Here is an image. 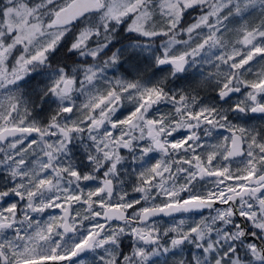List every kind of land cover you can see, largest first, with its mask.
<instances>
[{"label": "snow or ice", "instance_id": "6c2138e0", "mask_svg": "<svg viewBox=\"0 0 264 264\" xmlns=\"http://www.w3.org/2000/svg\"><path fill=\"white\" fill-rule=\"evenodd\" d=\"M100 12L111 27L144 36L165 35L145 30L158 17L172 29L188 24L200 41L190 55L210 54L215 99L232 114L171 94L162 111L161 90L120 82L88 95L85 81L57 72L45 87L63 102L61 115L40 119L44 110L30 107L25 89L34 91L41 74L30 69L67 39L69 25ZM88 37L81 33L73 47ZM188 55L161 62L183 70ZM83 71L98 81L94 66ZM78 86L87 97L83 123L72 122L76 106L66 99ZM130 89L140 92L138 103L116 111ZM85 131L96 162L77 166L71 141ZM133 153L134 170L124 162ZM233 216L264 237L256 223L264 219V0H0V264H208L206 254L229 264L218 255L238 247L212 249L221 232L235 235ZM248 231L246 258L264 264V238L257 243Z\"/></svg>", "mask_w": 264, "mask_h": 264}, {"label": "clouds", "instance_id": "9594fccd", "mask_svg": "<svg viewBox=\"0 0 264 264\" xmlns=\"http://www.w3.org/2000/svg\"><path fill=\"white\" fill-rule=\"evenodd\" d=\"M168 24L167 19L158 17L151 20L145 27V30L149 32L165 33L162 37L144 36L140 32L129 30L127 25L123 28L120 24L111 27L110 22L104 18L103 12L98 13L95 17L89 16L75 27L69 25L64 33L67 39L61 38L56 46L48 52L45 61L30 69L33 73L41 74L32 81L34 91L25 89L31 101L30 107L35 105L37 112L44 110L39 117L40 119L61 115L63 102L55 95L49 96V88L45 87V84L51 83L50 77H53L55 73L62 72L63 74L71 73L73 79L78 77L79 80L85 81L83 87L88 95L99 94L97 89L106 92L107 89L103 85H108L110 88L120 82L125 87L128 84L136 85L140 91L145 87H155L161 90L164 93V98L155 107L162 111H166L170 106L169 94H171L195 96L197 101L215 104L220 115L232 114V108L224 102L223 98L219 102L215 99L218 77L212 75L209 79V74L216 72V69L212 67L214 60L205 59L206 55L210 54L202 53L199 57L190 55L200 42L197 39V33H193L190 38L187 33L188 24L183 26L178 24L175 29L167 27ZM85 31L89 33L88 42L86 44L81 43L74 48L73 44ZM70 33L71 35H69ZM51 38L52 34L50 33L39 40L36 46H43ZM185 53L189 55L187 56L188 63L185 64L183 70H178L170 62H161L170 60L172 56ZM90 65L94 66V70L99 73L98 81L89 82L87 80V75L83 69ZM41 80L44 83H40ZM139 95L140 92L135 89L122 93L116 111L133 107L138 103ZM45 98L48 99L47 104H45ZM66 99L68 103L76 106V113L72 117V122L83 123L88 113L82 109L81 105L87 97L81 95L80 87H77L73 96ZM171 114L174 115L175 113L172 112ZM96 131L103 136L101 130L97 129ZM123 131L126 132L127 129ZM71 143L74 147L69 150V154L74 165H91L96 162L89 159V154L86 151V146L90 143L87 131L82 135L77 133L76 138ZM134 155L133 153L131 156H126L124 161L132 170L136 168ZM232 220L237 224L233 229L235 235L221 232L219 242L215 244L212 251L222 254L225 248L238 247L239 253L234 252L231 257L218 255L217 259L227 260L231 264V260L238 255V264H257L258 255H251V258H246L251 254L252 245L246 241L245 237L250 234L249 229H252L251 234L257 243H260L264 237L255 235L256 228L252 221L245 222L244 218L237 219L235 216L232 217ZM256 223H264V219L257 220ZM241 224L244 225L243 228L239 227ZM223 227L227 228L229 225ZM182 255L186 260L188 253L182 251ZM206 257L208 264H216L215 261L211 260L210 254H206Z\"/></svg>", "mask_w": 264, "mask_h": 264}]
</instances>
